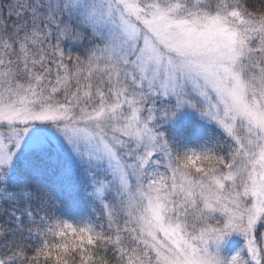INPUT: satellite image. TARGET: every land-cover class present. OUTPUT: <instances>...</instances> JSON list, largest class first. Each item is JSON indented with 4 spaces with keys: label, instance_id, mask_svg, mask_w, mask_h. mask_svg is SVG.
<instances>
[{
    "label": "snow or ice",
    "instance_id": "6c2138e0",
    "mask_svg": "<svg viewBox=\"0 0 264 264\" xmlns=\"http://www.w3.org/2000/svg\"><path fill=\"white\" fill-rule=\"evenodd\" d=\"M0 264H264V0H0Z\"/></svg>",
    "mask_w": 264,
    "mask_h": 264
}]
</instances>
